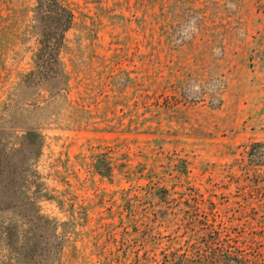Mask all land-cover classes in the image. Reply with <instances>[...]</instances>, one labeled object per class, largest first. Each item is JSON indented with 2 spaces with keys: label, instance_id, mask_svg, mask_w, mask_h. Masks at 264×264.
Instances as JSON below:
<instances>
[{
  "label": "rangeland",
  "instance_id": "1",
  "mask_svg": "<svg viewBox=\"0 0 264 264\" xmlns=\"http://www.w3.org/2000/svg\"><path fill=\"white\" fill-rule=\"evenodd\" d=\"M59 2L52 97L0 0V264H264V0Z\"/></svg>",
  "mask_w": 264,
  "mask_h": 264
},
{
  "label": "trees",
  "instance_id": "2",
  "mask_svg": "<svg viewBox=\"0 0 264 264\" xmlns=\"http://www.w3.org/2000/svg\"><path fill=\"white\" fill-rule=\"evenodd\" d=\"M35 22H38L37 49L34 54V70L24 75V79H34L42 74L50 82L49 93L53 97L61 95L64 90L57 83L63 72L58 67V50L63 41L64 32L69 29L72 21V13L59 0H35ZM55 57V58H54ZM55 64H53V63Z\"/></svg>",
  "mask_w": 264,
  "mask_h": 264
}]
</instances>
